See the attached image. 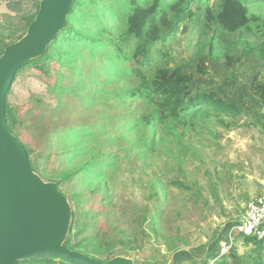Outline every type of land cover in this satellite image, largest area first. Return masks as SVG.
<instances>
[{"label": "rangeland", "instance_id": "rangeland-1", "mask_svg": "<svg viewBox=\"0 0 264 264\" xmlns=\"http://www.w3.org/2000/svg\"><path fill=\"white\" fill-rule=\"evenodd\" d=\"M40 1L0 0V56ZM153 1L74 0L66 32L15 74L5 124L31 170L67 198L68 249L103 263L264 264V242L230 233L264 197V98L252 93L264 89V0H241L259 20L234 34L205 19L218 0H162L183 20L151 46L153 72L136 75L128 17ZM176 67L190 77L186 101L233 113L203 104L159 121L148 81Z\"/></svg>", "mask_w": 264, "mask_h": 264}, {"label": "water", "instance_id": "water-1", "mask_svg": "<svg viewBox=\"0 0 264 264\" xmlns=\"http://www.w3.org/2000/svg\"><path fill=\"white\" fill-rule=\"evenodd\" d=\"M74 0H41L26 33L0 56V264L50 260L62 264H135L116 256L103 263L68 249L70 204L54 183L29 167L25 151L4 119V98L21 66L45 55L66 29Z\"/></svg>", "mask_w": 264, "mask_h": 264}, {"label": "trees", "instance_id": "trees-1", "mask_svg": "<svg viewBox=\"0 0 264 264\" xmlns=\"http://www.w3.org/2000/svg\"><path fill=\"white\" fill-rule=\"evenodd\" d=\"M195 1L200 2L202 0ZM218 2L219 4L216 11H214L213 7L208 4L205 5L204 11L206 21L216 24L221 32H226L228 34L240 33L242 30H245V27L249 22H258L259 20L257 17L249 13V9L241 2V0H218ZM158 3L162 4V0H154L148 7H141L136 3L132 14L128 17V33L129 36H132V38L135 39L129 57L130 60L135 63V67L132 68V71L136 75L141 74L142 71L153 72L154 65L152 64L153 53L151 52V46L165 38V36L163 37L162 35L163 32L174 31L177 24L183 20L184 9H182L181 6L177 10L176 6H171V10L174 14L173 18L170 19L168 17V6L162 4L163 7H161ZM158 12L159 17L157 21H154L153 17ZM61 32H66V29ZM58 35L55 41L57 40ZM262 35H264V27L262 28ZM189 82L190 77L179 67H176L173 70L167 68L158 69L155 76L148 81L149 84L147 87L152 88V93L155 94L154 98L158 97L162 102V113L159 115V121L161 119L164 120L166 118L179 116L181 113L189 111L191 109L190 107H192L193 110H197V108L203 104L211 106L221 113H233L232 105L225 104L219 100L213 101L212 105H209L206 102H201L203 100L202 97L186 101V98H188L190 94ZM252 90L254 95H260L264 98L263 87L256 85ZM212 98L213 95H210L209 99ZM196 113L197 112H193L195 116L197 115ZM246 239L253 240L251 238ZM65 244L66 243H64V245ZM83 250L87 253L93 252V250L89 251L85 247ZM79 251H81V248ZM84 255L88 257L87 254ZM40 261H48V264L54 263L50 260ZM19 264L40 263L37 261H26Z\"/></svg>", "mask_w": 264, "mask_h": 264}, {"label": "built area", "instance_id": "built-area-1", "mask_svg": "<svg viewBox=\"0 0 264 264\" xmlns=\"http://www.w3.org/2000/svg\"><path fill=\"white\" fill-rule=\"evenodd\" d=\"M230 233L264 242V197L255 198L246 205L242 218L230 227Z\"/></svg>", "mask_w": 264, "mask_h": 264}, {"label": "bare ground", "instance_id": "bare-ground-1", "mask_svg": "<svg viewBox=\"0 0 264 264\" xmlns=\"http://www.w3.org/2000/svg\"><path fill=\"white\" fill-rule=\"evenodd\" d=\"M17 73V72H16ZM15 77V76H14Z\"/></svg>", "mask_w": 264, "mask_h": 264}]
</instances>
